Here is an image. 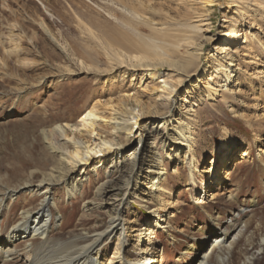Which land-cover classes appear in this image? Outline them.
Wrapping results in <instances>:
<instances>
[{
    "label": "rangeland",
    "instance_id": "374dc122",
    "mask_svg": "<svg viewBox=\"0 0 264 264\" xmlns=\"http://www.w3.org/2000/svg\"><path fill=\"white\" fill-rule=\"evenodd\" d=\"M46 1L47 5L43 7L42 0H0V59L9 66L7 69L0 67V178L8 187L26 180L34 168L41 170L49 164L39 131L54 123L63 124L67 118L78 120L79 111L91 106L97 98L101 101L108 98L118 100L124 92L130 95L137 92L142 103H153L150 102L153 100L158 112L141 120L140 125L155 122L162 127L161 133L170 137L173 122L178 118V98L183 97L188 82L195 78L194 73L189 77L182 75L180 85L174 87L172 83L176 73L163 67L159 78L149 87L156 89L160 83L159 86L168 92L160 89L155 96H149L142 94L149 83L146 80L139 84V79H136L132 86L128 80L117 77L106 83L108 77L95 79L80 71L72 61V55L81 58L91 51L84 49L88 46L76 27L74 13L84 22L94 25L98 35H126L148 42L151 29L133 14L131 6L138 2L149 3L154 6V12L153 9L147 10L146 16H151L155 23H161L166 17L174 18L180 10L178 1ZM233 1L230 4L226 0H218L207 8L210 21L205 35L210 42L204 45L196 65L202 70L210 68L214 58L224 65L234 60L237 69H233L236 72L231 74V80L239 83V91L227 93L225 99L219 98L213 105L199 103L192 106L187 112L188 117L183 118L184 124L187 122L192 130L196 146L192 159L196 171L190 170L187 164H176L163 157L166 175L158 186L163 193L164 207L157 211L158 203L152 199L149 203L135 204L123 210L120 221L126 229L125 245L120 248L132 262L137 259L138 245L147 244L154 253L152 257L157 260L155 264H197V254L207 250L211 238L219 235V227L226 229L232 217L242 228V235L234 241L228 253L213 249L210 264H217L220 257L226 259L224 264H264V0ZM42 17L56 36L58 47L50 43L37 27ZM166 26L170 31L184 30L176 23ZM154 27L165 29V26ZM232 29L237 35L226 37L225 32ZM192 31L201 36L200 30ZM252 37L254 40L250 42ZM30 40H33V45ZM64 46L66 53H63ZM92 58L95 60L96 57ZM65 67L72 74H66ZM61 74L65 77L56 80ZM18 86L24 88L19 99L14 91ZM136 137L137 133L130 148L136 145ZM150 142L151 139L147 138L143 146L147 147ZM175 145L184 151L182 145ZM155 149L161 153L158 140L155 141ZM243 151L247 156L241 154ZM102 176L100 169L97 176L89 173L90 184L85 186L82 198L68 199L61 185L53 186V200L62 209L60 213L53 210L54 235L66 239L84 231L92 233L104 229L108 217L102 211H82L84 202L93 199L94 189ZM209 193H215L214 198ZM122 196L123 191H119L117 198ZM15 198L9 209L0 215L1 237L16 222L21 208L31 204L28 209L37 204L35 200H29L26 190ZM198 198L200 200L196 204L195 199ZM5 203L8 204V200ZM169 212L173 216L168 220L169 228L162 231L155 224H162V218ZM145 224L154 231L153 238L147 241L144 239L148 238L146 235H140ZM116 244L115 238L105 243L103 264L107 260L119 264L115 255L120 248ZM191 244L195 253L185 254ZM11 250L18 263L23 264L21 249Z\"/></svg>",
    "mask_w": 264,
    "mask_h": 264
},
{
    "label": "bare ground",
    "instance_id": "6f19581e",
    "mask_svg": "<svg viewBox=\"0 0 264 264\" xmlns=\"http://www.w3.org/2000/svg\"><path fill=\"white\" fill-rule=\"evenodd\" d=\"M176 1L180 10L174 18L166 17L163 23H155L151 16H146L145 12L154 8L149 3L138 2L131 6L133 14L151 29L148 42L140 38L132 39L126 35L118 37L98 35L95 33L94 25L84 22L74 13L76 27L88 46L84 49L91 50L84 54L86 57L76 58L72 55V61L80 71L99 80L108 77L106 83H111L117 77L128 80L129 85L132 86V82L136 79H139V84L142 80H146L149 83L143 88L142 94L149 96H155L160 89L168 92L166 88L159 86L160 83L157 84L156 89L149 87V84L159 78L158 75L163 67L176 73L172 83L174 87L180 85L182 75L189 77L194 73L195 78L188 82L183 97L178 98L180 100L177 104L178 118L173 122L175 124L171 128L170 137L161 133L162 127L155 122L140 125L141 120L158 112V106L153 100H150L153 103H142L138 99L137 92L131 95L129 92H124L118 100L108 98L107 101H101L97 98L91 106H85L79 111L78 120L67 118L63 124L54 123L39 131L43 151L49 163L47 167L41 170L34 168L29 172L26 180L13 187H8L0 178V215L4 210L9 209L13 198L15 200L16 195L23 190H26L29 200H35L34 203H37L28 209L26 208L31 204L21 208L16 222L3 237L0 236V264H19L11 248L21 249L23 264H103L102 251L106 242L115 238L118 249L125 245L126 229L120 221L125 208L139 203H149L152 199L158 203L157 211L164 207L163 193H160L161 188L158 186L162 183L163 175H166L163 157L173 160L176 164L181 163L183 166L187 164L190 170L196 171L192 160L196 146L191 136L192 130L187 122L184 124L183 118L188 117L187 112L192 106L199 103L214 104L219 98L225 99L227 93L239 91V83L231 80V74L236 72L234 70L237 69V65L234 64V60L224 65L217 58L212 60L208 69L199 70L196 65L204 45L210 42V38L205 35L209 30L210 21L207 8L218 0ZM226 1L230 4L234 2ZM240 1L245 3V0ZM42 5L46 7L47 1L42 0ZM193 6H198L200 10L194 9ZM171 23L182 26L184 30L170 31L166 25ZM154 25L165 26V29H156ZM37 27L50 43L58 47L57 38L44 17L39 18ZM192 30H200L201 36ZM235 35L237 33L234 29L225 32L226 37ZM251 39L250 42L254 40L253 37ZM32 41L30 40L31 45H33ZM10 43L14 45V42L10 41ZM66 52L68 51L64 46L63 53ZM92 56L96 57L95 60ZM7 66V63L0 59V67L7 69L9 67ZM64 71L67 72L66 74H72L66 67ZM64 77V74H61L56 80ZM221 78L223 81H219ZM14 91L18 99L24 94V88L21 86L16 87ZM170 95L167 94L168 97ZM170 120H173L172 116ZM136 133L137 143L130 148ZM147 138L152 142L144 147L143 141ZM156 140L160 142L161 153L155 149ZM175 143L182 145L184 151ZM245 152L241 154L247 156ZM99 169L103 171L102 180L94 189L93 199L84 202L82 211L83 213L102 211L108 217L104 229L92 233L84 231L83 234L66 239L54 235L52 229L55 228V224L51 220L53 210L60 213L62 209L53 200V186L61 185L68 199L82 198L85 186L90 184L89 173L97 176ZM215 185L218 186V183ZM119 191H123L121 198H117ZM208 195L214 198L215 193ZM7 200L8 204L5 203ZM195 200L198 204L200 199ZM171 217H173L172 213L169 212L162 218V224L155 225L165 231L169 228L168 220ZM228 222L226 229L221 230L219 227V235L211 238L207 250L197 254V264H210L213 249L225 250L228 253L234 246V241L243 231L232 217ZM153 232L152 228L145 224L140 230V235H146L148 238L144 237V239L147 241L150 237L153 238ZM121 248L115 255L120 261L119 264L157 262L152 257L154 253L147 244L138 245L137 259L134 261L136 263L132 262L129 255L123 253ZM200 250L201 248L198 249ZM186 252L185 254L188 255L195 253L194 245L191 244ZM225 261V258L220 257L216 262L224 264ZM106 264H113L112 260H107Z\"/></svg>",
    "mask_w": 264,
    "mask_h": 264
}]
</instances>
